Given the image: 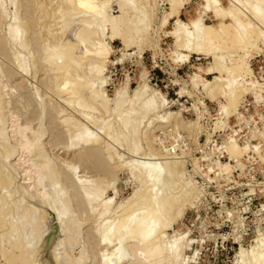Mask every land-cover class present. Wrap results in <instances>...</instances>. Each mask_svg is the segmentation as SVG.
I'll return each instance as SVG.
<instances>
[{
  "label": "rangeland",
  "instance_id": "1",
  "mask_svg": "<svg viewBox=\"0 0 264 264\" xmlns=\"http://www.w3.org/2000/svg\"><path fill=\"white\" fill-rule=\"evenodd\" d=\"M220 1L225 8H234L231 0ZM11 2L12 0H3L5 7L0 5V46L6 48L5 51L0 48V87L2 86L1 90H3L1 92V94L3 93V97L0 98L6 102V107L4 108L6 116H4L5 119L2 124L4 123V126H9V130H11L14 129L12 125L16 122L20 126L29 127L30 130L32 128L33 131L37 130L40 133H42L41 131H46V134L40 142L42 146L41 156H32L28 153L21 156V153L18 152L21 147L19 143L21 136H14L15 132L13 131L10 133L9 145L11 144L10 147L12 149L17 148V150H12L16 153L9 159L10 163L3 160V156L0 153V163L3 167L6 166L8 169L7 173L11 172V175H8L12 178L10 179L6 175L11 187H9V182L3 185L4 187L0 186V207H2L7 198L13 196L11 199H16L17 197L18 202L15 206V212L13 211L11 213L12 216L10 215L11 220L14 221L20 219V210L27 203H29L27 206L32 205L31 207L34 209L38 206L37 209L42 206L44 207L39 210L43 213V216L46 214V218L43 217L44 221L48 220L45 221L47 224L46 233L42 240L45 241L41 244L39 243L40 245L36 248L37 257L34 264H44L46 262L48 264H57L58 261L55 260L54 252V254H58L57 257L61 260L67 253L70 258H78L83 250H87V254L89 255V259L84 264H99L100 259L102 260L104 256H110L111 250L98 245L100 237L98 230L102 223L107 222L105 219L97 217L100 212L99 210H101L100 203L103 198L100 201L92 203L83 194L75 196L79 190L73 187L72 179L66 176H64V180L61 178V182L58 180L60 177L56 179L58 182L45 180L43 185L34 188L35 177L33 175L35 176V174L32 175V171L30 170L32 163V165L34 163L41 164L50 160V162L53 161L52 164L55 163L59 168H64L68 163L79 166L76 179L95 182L96 185H94L98 188L110 185L106 190V194H104V199L114 195L112 208L116 210L121 203L124 204L125 201H129L143 186L141 183L142 179H138L139 172H137L138 174L136 172L134 174L132 170L128 169L126 165L127 161L137 158L138 160L134 161L136 163L139 162L140 165L151 160L153 161L151 165H162V161H164L166 156H170L174 161H178L181 164L178 167L183 175H181L182 178L178 179V185L184 186L185 184L186 186L187 181L190 180L195 189H198L197 198L185 204L182 215L176 218L171 227L166 230V242L172 243L171 241L174 242V240L180 239L179 242L181 241V243L179 244L183 247L180 248L182 249L180 250V261L176 264H241L242 258L240 254L238 255L240 247L246 250L247 255H249V250L258 243L259 237L264 236V87L250 89L244 91L245 93L242 92L238 108L228 109L230 110H227L229 114L226 110H221L222 105L226 103V98L219 93L212 98L211 94L204 88L203 80H212L216 74L201 73L198 67H206L211 64L214 60L213 54L207 55L202 52L196 53L197 50L190 52L185 48H178L175 43V37L172 34L178 28L176 20L179 18L186 24H189V17L194 15L196 7L201 5L203 0L187 1V4L185 3L181 7L180 12L176 15L177 17L170 19L165 29H160L159 24L164 16L172 10L170 0H143V5L146 6L152 20L151 27L149 32L143 33V37L136 38L133 45H126L127 47L122 42V37L112 38L110 28L105 31L104 36L101 38L106 41L110 48L112 47L108 61L106 62L107 67L102 75V78L106 80L103 90L108 98V109L99 106L87 89L80 94L73 90L69 91L70 93L61 92V95L59 94L61 90L58 88H60L61 79L59 78L58 67L48 63V60H46L48 58H46L45 54L47 53L48 56L51 50L54 53L53 50L60 43L63 46L71 42L72 44H76L75 55L77 57L81 56L85 50L83 48L84 45L78 46L76 43L77 31L79 30L78 20H73L75 23L71 25L68 32H63L62 30L64 24H62V13L60 10L63 7L62 0H17V6ZM16 8L18 11L22 8L19 14L22 18L24 32L26 33H24L26 36L22 37L24 40L22 39L21 46L19 43H11L13 40L9 35V25L12 22L11 20ZM110 12L115 16L123 14L117 0H111ZM76 13L80 14L78 11ZM131 15H133V12L129 13V17H132ZM242 18L245 20L249 18L254 22V19L250 18V16L243 15ZM203 19L207 25L217 26L220 23V20L216 19L211 11L205 12ZM24 21L26 24H24ZM225 22L229 23L230 19L226 18ZM95 39L96 41L93 42L97 43L100 38L97 37ZM23 43L28 44V48L23 47V45L26 46ZM258 46L257 49L251 50L248 61L254 79L260 83H264L263 41H260ZM46 49H49V52ZM234 52L225 53L228 60L234 61L238 53L243 54L240 51L238 53ZM180 54H182L181 56L188 55V60H186L187 57L186 59L184 58L185 60L179 58ZM18 58H21V63L18 62ZM89 60H84L83 68L79 71L81 75L89 72L90 69L88 67H90L91 63ZM60 61L61 59H59ZM21 64L29 68V73H25L20 68ZM196 73L202 77H199L198 81L193 80ZM96 77V75L92 74L90 79L95 81L98 79ZM223 77L227 78V74L223 73ZM224 81H227V79ZM143 84L149 87L147 95L155 96L159 102L163 101L164 105L157 113L147 117L139 130L142 152L140 151L138 154H135L127 148L130 152L127 153V149L125 150L124 148L125 142H127L126 139L128 138L126 137L127 132L125 130L120 134L122 146L113 143L114 141L109 138L108 134H113L114 131L118 130L119 125L118 116L114 115L112 110L118 94H122L124 98L131 100L135 96L136 89ZM249 99L257 105L256 114L251 116L257 128L260 121H262L263 128H260L259 135L255 136V142L252 138L242 144L238 139L239 129H234L233 123L236 121V116L240 120L242 119L240 107ZM71 100L73 101L72 107L69 106L70 104H66ZM82 107H85V109ZM138 107L136 106L135 109L138 110ZM130 108L131 106L127 107L126 110L131 111L132 108ZM80 112L89 114L92 120L95 119L94 122L96 123H93L92 120L84 119V116L79 115L81 114ZM168 113L171 114V117L168 119L169 121H165L162 117V119L159 118ZM65 119L71 120L70 123L69 121H65ZM77 119L85 123L84 125L88 126L91 132H97L95 134H98V136L100 134L101 144L99 148L101 149L95 148L94 150L93 147V151L92 148L83 147L74 152L67 151L70 139L76 132L74 125L75 120L78 121ZM101 125L104 127V132L99 127ZM98 127L100 130L97 129ZM107 131L108 133H106ZM129 138V140L134 141L133 138ZM179 138H184L185 141L181 143ZM233 140L243 148V152L245 151L239 157L238 162L237 159L230 156L227 150L228 144ZM153 149L159 152V154H165L164 159H162V154L159 155L154 152L156 154L152 155L150 150L152 151ZM19 151L21 152L22 149L20 148ZM250 151L257 154V160L255 155H252ZM85 152H95V156H98H94L91 158L92 160L87 159L88 161L84 162L80 155L85 154ZM225 153L228 154V157ZM93 159L98 160V162H94L95 160ZM251 161L259 163V166L252 165L244 169ZM226 164L230 165V170H223L225 168L223 165ZM29 170L30 176L28 175ZM43 172L42 170L41 173ZM45 173L43 176H46L48 172L45 171ZM135 175H137V179L134 177ZM180 179L182 180L180 181ZM54 183L58 186L61 185L59 187H63L62 189H65L64 193L67 192V196L73 201H71V213L73 212L74 216L72 214L71 216L74 218L76 216V219L83 223L80 228L78 241L72 244L68 250L59 244L65 233L58 230L59 223L57 222L58 220L56 221L54 213H52L54 211L52 210L51 212V209H48L49 206H45L46 203L44 204L41 201L42 194L46 192V194H50L53 191L52 186ZM255 191L257 194L251 199L250 195L255 193ZM40 193L42 194L40 195ZM172 193L177 195L178 191ZM77 197L78 199L76 200ZM10 198L7 201H10ZM181 200L183 199L181 198ZM89 204L91 205L89 206ZM30 227H28L29 230L27 229L29 233L26 230V235H22L20 238L30 246L32 244L35 246L36 241L30 237L32 236L30 234L32 227ZM17 236L19 234H16ZM8 238L7 234L0 230V249H2L3 245L8 248ZM127 246L129 249L126 247L128 249V254L126 253V255L127 258L131 259L125 264L135 263L134 261H137V259L135 258L134 260L133 258L136 257L137 253L135 254L134 243H129ZM1 253L0 250V264H4L5 260ZM163 257L157 261V264H170L172 261L171 252H166ZM60 262L58 264L62 263Z\"/></svg>",
  "mask_w": 264,
  "mask_h": 264
},
{
  "label": "bare ground",
  "instance_id": "2",
  "mask_svg": "<svg viewBox=\"0 0 264 264\" xmlns=\"http://www.w3.org/2000/svg\"><path fill=\"white\" fill-rule=\"evenodd\" d=\"M16 1L17 0H12L11 3L17 6L18 4ZM142 1L143 0H117L118 5L122 10L123 14L121 16H115L110 12L111 0H62L63 7L62 9L59 8L62 13L61 20L63 22L60 19L59 20L62 22V24L64 23L62 30L63 32H68L71 25L75 23L74 21L78 20L79 30L77 31L76 43L78 46L84 45L85 47L83 46V48H85V50L84 52H82L83 54L81 56L79 55V57H77L75 55L76 52L75 48H77L76 44H72L71 42L63 46L60 43L59 46H57L53 50L54 53L52 52V50L50 51L51 55L48 54L49 57L47 56V53L45 54L46 58H48L46 59L48 60V63L52 64L55 67H58L57 70H59V73L58 72L57 73L59 74V78L61 79L60 88H58L59 90H61L59 91L60 95L61 92L67 93L69 91L71 92L72 90L80 94L85 89H87L90 91L93 100L96 103H98L99 106L103 107L104 109H108L107 107L108 98L106 97L105 92L103 90V86L106 83V80L102 78V75L107 67L106 62L108 61L112 47L110 48L109 45L106 43V41H104L101 37H103L105 31L108 28H110L112 38L118 36L120 38L122 37L121 39L123 40L122 42H124V45L130 46L131 44L133 45L134 40L136 38L143 37L142 35H144L145 32L146 33L149 32L152 20L146 6L143 5ZM187 1L190 0H170L172 10L170 13L164 16V18L159 24V28L165 29L170 19L173 17H177L176 15H178L181 7L184 6V4ZM231 2L232 5L234 6V8L232 9L225 8L224 6H222L220 0H203V3L198 7H196L194 11L195 12L194 15H191L189 17V24H186L185 22H183L178 18V20H176L178 23V28L172 32V34L175 37L176 46L178 48H185L190 52H192L193 50H197L196 53L202 52V53H206L207 55L210 53L213 54L214 60L212 61V63L206 67L200 66L198 67V69L199 72L201 73L216 74L212 80H206V79L203 80L204 81L203 86L208 91V93L211 94L212 98H214L218 93L226 98V103L222 105L221 110L224 111L226 110L227 113L228 111H230L228 109L238 108L237 106L240 103V96H242L241 95L242 92L250 89L260 88L262 86L264 87V83H260L258 80L254 79L248 61V57L250 56L251 50L255 48L257 49L259 47L258 45L260 41H263L264 43V0H231ZM3 4H4L3 0H1L0 5H2V7L4 6ZM19 11L16 8L13 18L11 20L12 22L9 25V35L14 41V42L12 41L11 43H19L20 45L22 44L21 43L23 39L22 37L23 36L25 37L26 35H24L25 33L23 29L24 26H22L23 22H22V18L20 17ZM77 11L80 14L76 13ZM207 11H211L214 14V17L220 20V23L217 26L207 25L204 23L203 14ZM130 12H133L135 18L133 17V15H131L132 17H129ZM243 15L250 16V18L254 19L253 20L254 22H252V20L249 18L246 20L243 19L242 18ZM226 18L230 19L229 23L225 22ZM24 24H26L25 21ZM97 37H99L100 39L97 43L96 42L94 43L93 41H96L95 38ZM25 41L27 42V40ZM27 45L26 46L23 45V47L26 48ZM0 48L3 51L6 50L5 47L0 46ZM46 50L49 52V49ZM231 51L232 52L235 51L234 53H238L240 51L243 54L238 53L237 58H235L234 61H230L227 59V55L225 53ZM181 55L182 54L179 55L180 56L179 58L185 60L187 57L186 60H188V55L185 56H181ZM18 59H19L18 62L21 63V58ZM59 59H61L60 62ZM85 59L88 60L90 59L89 61L91 63H90V67H88L90 70L89 72L83 73L81 75L79 71L80 69L82 70ZM20 68L25 73H29V68L24 64H21ZM223 73L227 74V78L223 77ZM92 74L94 76L96 75L98 79L99 78L100 79L93 81L92 79H90V76ZM199 77H201V75L196 73L193 77V80L198 81ZM226 79L227 81H224ZM1 87H0V97L2 98L3 93L1 94V92L3 90H1L2 89ZM148 89L149 87L146 84H143L141 87L136 89L134 94L135 96L131 100L124 98V95L122 94H118L115 99V104H114L115 106L112 110L114 112V115L118 116L117 119H119V125H118V130L114 129L116 131H114L113 134H108L110 136L109 138H111L114 141V142L112 141L113 143H117L118 146L119 145L122 146V142L120 140V134L123 130H125L127 132L126 137L128 138L131 137L134 139V141L133 140L131 141L129 140L130 138L129 139L127 138L126 139L127 142H125L124 148L125 150L128 148L131 152L135 154H138L140 151L142 152L141 149L142 146L139 140V130L143 122L147 117L157 113L160 110V108L164 105L163 101L159 102L155 96L147 95ZM1 98H0V148H1L0 153L3 156V160L10 163L9 159L16 153V152L14 153L12 150H17V148L12 149L10 147L11 144L9 145L10 133L12 131L15 132L14 136L16 137L21 136V141L19 142L21 147L17 145L22 149L21 152L19 151L20 148L18 150V152L21 153V156H23L25 153H28L32 156H41L42 146L40 142L42 138L45 136L46 131H41L42 133L38 132L37 130L33 131L32 128L30 130L29 127L24 125L20 126L19 124H16V122L15 124L12 125L14 129L9 130V126H4L3 125L4 123L2 124V122L5 119L4 116H6V113L4 114V108L6 107L5 106L6 102L4 101V99L2 101ZM72 102L73 101L71 100L68 101V103L66 104H70L69 106L72 107L71 106ZM129 106H131L132 108L131 111L126 110V108ZM136 106H139L138 110L135 109ZM82 108L85 109V107ZM86 108L88 107L86 106ZM171 114L168 113L165 116H160L159 118L162 117L166 121L171 117ZM79 115H82V117L84 116L83 117L84 119L92 120V117L85 112H82ZM94 120H92L93 123H96L94 122ZM65 121H69L70 123L71 120L65 119ZM84 124L85 123H82L80 119L78 121L75 120V125L74 124L73 125L75 126L76 132L70 139V143L67 146V151L74 152L82 149L83 147H89L92 148V150L93 147L94 150L95 148L101 149L99 148L101 144L100 134L98 136V134H95L97 132L95 133H93L94 131L91 132L90 128L88 126H85ZM99 127L104 132L103 125ZM99 127L97 128L98 130H100ZM28 130L31 131L29 134H28L29 132ZM108 131L106 133H108ZM128 149H127V153L129 152ZM227 150L230 153L231 157L237 159V162L239 161V157L242 156V154L245 152V151L243 152V148L240 145H238V143L234 140L228 144ZM150 152H152V155H155L156 153L159 154V152H156L154 149L152 151L150 150ZM154 152L156 153L154 154ZM95 155H96L95 152H87V153L85 152V154H82L80 156H82L81 159L84 162H86L88 161L87 159L90 160ZM162 157H163L162 159H164L165 154L164 155L162 154ZM136 159L127 161L126 165L128 169L134 172V174L135 172L136 174H138L137 172H139L138 179L139 178L142 179L141 183L143 186L135 193V195L131 199L129 198L130 199L129 201L127 202L125 201L124 204L121 203L116 210L112 208L114 202V195L106 197L104 199V194H106V190L108 189V187H110V185L104 188H98L97 186H95L96 185L95 182L93 183L90 181L88 182V180L85 181L84 179H79V180L76 179V173L79 166L75 164L73 165L71 163L70 164L68 163L67 166H65L64 168L61 167L62 168L61 169L55 163L52 164L53 161L50 162L49 160L48 162H43L41 164L37 163L38 165L35 163L34 165H32L33 164L32 163L30 165L31 169L30 168L29 169L32 171L31 173L32 175L35 174V176L33 175V177H35L34 188L43 185L45 183V180L46 181L54 180L58 182L56 180L57 178L60 177V179H58L60 181L61 178L63 179L64 176H66L67 178L72 179L73 183L72 182L71 183L74 184L73 187L79 190L78 192L79 194L78 193L76 194L75 192L76 194L75 196H79L83 194L88 199V201L90 200V202L92 203L94 201L95 202L100 201L103 198L102 202L100 203L101 210H99L100 212L97 217L99 219H105L107 222L104 224L102 223L100 225V229L98 230V232L100 233L98 245L110 249L111 253L109 254L110 255L109 257L104 256L102 260L100 259L99 264H125L128 261H130L131 258H127L126 255L129 249L127 244L129 243H134L133 247H135V254L137 253L136 257L133 258L134 260L136 258L137 261H134L135 263H131V264H157V261L161 260L162 257L165 256L166 252L168 253L171 252L172 261L170 262V264H176L180 261V257H181L180 250H182L180 248L183 247L179 244L181 243V241L179 242L180 239L179 240L177 239L178 241L174 240V242L171 241L172 243L166 242L165 240L166 230L171 227L173 221L176 218L182 215L185 204L188 203L190 200L193 199L195 200L197 198L198 189H195V186L192 184V182H190V180L187 181L186 186L185 184L184 186L178 185L179 182L178 179L182 178L181 175H183V173L178 167L180 162L174 161L170 156L165 157L164 161H162V165L161 164L151 165L153 164L152 160L151 161L149 160L150 162H147L148 161L147 160L146 161L147 163L143 161L145 164L141 163L142 165H140L139 162L136 163L134 161ZM96 161L98 162V160H95L94 162ZM33 166L34 168L32 169ZM223 166H225L223 170L224 169L227 170L229 169L230 165L228 166L226 164ZM4 168H6V166L3 167V165H1L0 163V186L6 185L9 182L8 183L9 187H11L10 181H8L6 177V175L8 174L11 175L10 174L11 172L7 173L8 169L7 168L4 169ZM30 170L28 174L29 176H30ZM42 170L44 171L43 173H41ZM45 171L48 173L46 176H43ZM136 176L137 175H135L134 177ZM10 179L12 178L10 177ZM181 180L182 179H180V181ZM98 184L100 185V183ZM59 186L56 185V183H54L52 186L53 191L51 193L48 192L50 194H46L47 193L46 192L44 194L40 193V195L42 194L41 196L42 197L41 201H43L42 203L44 204L46 203L45 206L48 205L49 207L48 206L47 207L48 209L49 208L51 209L50 210L51 212L52 210L54 211L52 213H54V217L56 218V221L58 220L57 222L59 223L58 230H60V232L65 233L61 241L58 239V241H60L59 244L63 245L68 250V248L72 246V244H75V242L78 241V238L80 236V228L82 227L83 223L77 220L76 216L75 218L72 217L74 216L72 214L73 212L71 213L72 200L67 196L68 195L67 192L64 193L65 189L63 190L62 189L63 187H59ZM174 191H178L177 195L172 193ZM7 194L9 193L7 192ZM9 198H7V200ZM11 198H13V196ZM181 198L183 200H181ZM77 199L78 197L76 198V200ZM7 200H5V203L3 202L4 204L2 205V207H0V230L1 232L3 231L5 234H7V237H9L7 240L8 248H6V246L3 245L2 249H0L2 252L1 253L2 257L5 260V262L3 263L4 264L33 263L34 264V261L37 257L36 248L38 245H40L42 242L45 241L42 240L46 233L47 224L45 223V221H48V220L44 221L43 219V217L46 216L45 214L46 212L44 213L45 216H43V213H41L39 210L40 208L43 207L42 205H41L42 207H40L39 209H37L39 206L38 207L35 206L36 209H34L31 207L32 205L27 206L29 204L27 203V205L25 204L26 206H23V209L21 208L20 210L21 211L20 219L16 217L21 221L19 220L14 221L11 220V216H12L11 213L13 211L15 212V206L17 205L16 203L18 202V198L16 197V199H11L10 201ZM90 205L91 204H89V206ZM91 210L93 211L92 208ZM28 227L32 229L30 231V234H32V236L30 235L29 236L32 237L31 238L32 240L36 241L35 246H33V244L30 246L29 244L25 243L23 239L20 238V236L22 237V235L23 236L26 235L25 234L26 230L27 229L29 230ZM44 227L45 229H43ZM16 234L17 235L19 234V236L16 237ZM2 235L4 236V234ZM117 240L118 242H116ZM125 249H127V251H125ZM239 251L240 252L238 253V255L240 254L242 258L241 264H264V236L259 237L258 243L255 244L251 250H249L248 252L249 255H247L246 250H244L243 248L241 249V247ZM250 251H251V255H250ZM54 253L53 255H55V260H57L58 262L61 261L63 264H84L86 260L89 259L87 250H83L78 258H73V257L70 258L69 254L67 253L63 258H61V260L59 259V257H57L58 254L56 255Z\"/></svg>",
  "mask_w": 264,
  "mask_h": 264
},
{
  "label": "built area",
  "instance_id": "3",
  "mask_svg": "<svg viewBox=\"0 0 264 264\" xmlns=\"http://www.w3.org/2000/svg\"><path fill=\"white\" fill-rule=\"evenodd\" d=\"M256 103L252 100H247L246 102L243 103V105L240 107V115H242V119L240 120L237 116H236V121L233 123V127L234 129H239V142L240 143H244L246 140H251L253 138L254 142L256 141V138L255 136H258L259 135V130L260 128H263V124H262V121L259 122V126L257 128L256 124H255V121L253 120L252 116L253 114H256ZM179 141L181 143H183L184 138H179ZM184 146H186L184 144ZM206 148V147H205ZM207 149V148H206ZM250 153L252 155H255L256 157V160L258 159V156L257 154H254L250 151ZM226 156L228 157V154L225 153ZM255 160V161H256ZM254 166V165H257L259 166V163H255L254 161L250 162L249 164H247V166L244 168L246 169L248 166ZM243 169V170H244ZM261 182V181H260ZM258 184V183H257ZM260 192V191H258ZM256 191L255 193H253L252 195H250V198L252 199L254 197V195H256Z\"/></svg>",
  "mask_w": 264,
  "mask_h": 264
}]
</instances>
